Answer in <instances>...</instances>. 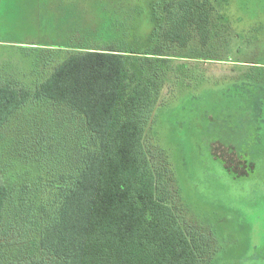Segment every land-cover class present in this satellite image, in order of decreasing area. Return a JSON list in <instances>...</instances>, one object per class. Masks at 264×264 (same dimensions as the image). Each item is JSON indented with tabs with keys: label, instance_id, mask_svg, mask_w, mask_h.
Listing matches in <instances>:
<instances>
[{
	"label": "trees",
	"instance_id": "16d2710c",
	"mask_svg": "<svg viewBox=\"0 0 264 264\" xmlns=\"http://www.w3.org/2000/svg\"><path fill=\"white\" fill-rule=\"evenodd\" d=\"M92 2L102 13L93 7L43 81H0V264H220L210 238L180 222L169 158L157 171L145 135L164 93L188 95L193 112L195 93L213 91L201 122L238 137L216 138L208 154L223 165L211 153L220 144L252 171L264 69L209 80L236 37L214 0Z\"/></svg>",
	"mask_w": 264,
	"mask_h": 264
},
{
	"label": "rangeland",
	"instance_id": "374dc122",
	"mask_svg": "<svg viewBox=\"0 0 264 264\" xmlns=\"http://www.w3.org/2000/svg\"><path fill=\"white\" fill-rule=\"evenodd\" d=\"M241 1L247 3V12ZM214 4L236 37L228 53L207 66L209 80L221 84L240 80L249 66L264 69V0H214ZM93 7L102 13L92 0H0V81H18L28 88L43 81L45 63L61 47L74 44L75 30L84 19L90 22ZM195 94L201 95L195 101L200 111L193 112L188 95L175 99L163 94L160 103L166 107L147 128L145 147L157 171L161 154L168 156L176 215L210 238L220 264H264V259L257 262L251 257L264 255V129L258 134L263 156L252 171L251 164L244 167L231 150L213 144L211 153L223 161L222 169L210 158L209 143L238 135L229 124L202 123L199 116L210 106L203 96L214 93Z\"/></svg>",
	"mask_w": 264,
	"mask_h": 264
}]
</instances>
